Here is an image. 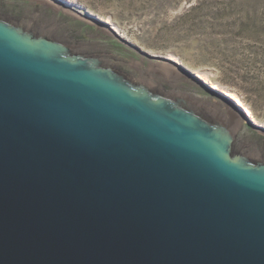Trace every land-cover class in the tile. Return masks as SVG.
<instances>
[{
  "label": "water",
  "instance_id": "95a60500",
  "mask_svg": "<svg viewBox=\"0 0 264 264\" xmlns=\"http://www.w3.org/2000/svg\"><path fill=\"white\" fill-rule=\"evenodd\" d=\"M95 18L0 0V264H264V126Z\"/></svg>",
  "mask_w": 264,
  "mask_h": 264
},
{
  "label": "rangeland",
  "instance_id": "374dc122",
  "mask_svg": "<svg viewBox=\"0 0 264 264\" xmlns=\"http://www.w3.org/2000/svg\"><path fill=\"white\" fill-rule=\"evenodd\" d=\"M62 1L89 20L115 25L140 52L204 73L264 126V0Z\"/></svg>",
  "mask_w": 264,
  "mask_h": 264
},
{
  "label": "bare ground",
  "instance_id": "6f19581e",
  "mask_svg": "<svg viewBox=\"0 0 264 264\" xmlns=\"http://www.w3.org/2000/svg\"><path fill=\"white\" fill-rule=\"evenodd\" d=\"M54 1L57 2V3H59L60 5L64 6L65 8L69 9V3H68V2H66V1H65V2H59V1H57V0H54ZM64 3H65V4H64ZM67 3H68V4H67ZM112 27H113V26H112ZM113 28H114L117 32L120 33V30L118 29V27H116V26L114 25ZM170 59H171V58H170ZM164 61L170 62V61H168V60H164ZM170 63H172V62H170ZM173 64H174V63H173ZM196 74H197V76H199L201 79H203L205 82H207L208 84H210L215 90H217V91H219V92H222V93H224L226 96H228L229 98L233 99V100L235 101V103H236L238 106H240V107H242V108L244 109V111H245V113L247 114V116H248L252 121H254L255 123L258 124V122H257L255 116L253 115V113L249 110L248 106L245 105L241 99L237 98L236 96H234V95H233L232 93H230L229 91L224 90V89H223L222 87H220L218 84L212 82L208 77L205 76L204 73H196Z\"/></svg>",
  "mask_w": 264,
  "mask_h": 264
},
{
  "label": "flooded vegetation",
  "instance_id": "af4514ba",
  "mask_svg": "<svg viewBox=\"0 0 264 264\" xmlns=\"http://www.w3.org/2000/svg\"><path fill=\"white\" fill-rule=\"evenodd\" d=\"M120 53L124 54L122 51H120Z\"/></svg>",
  "mask_w": 264,
  "mask_h": 264
}]
</instances>
